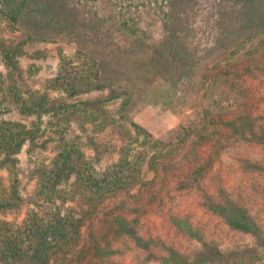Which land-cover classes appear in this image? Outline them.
<instances>
[{
    "label": "trees",
    "instance_id": "trees-1",
    "mask_svg": "<svg viewBox=\"0 0 264 264\" xmlns=\"http://www.w3.org/2000/svg\"><path fill=\"white\" fill-rule=\"evenodd\" d=\"M109 1L114 13L102 18L96 9L95 15L103 25H92L93 33L103 31L97 36L103 39L107 36L114 45L118 41V48L125 47L124 56L129 61L143 60L140 59L143 56L148 58L143 60L149 61V65L145 64L146 69H139L146 72L149 69L153 76L168 80L173 90L181 80L182 84L190 85V90L194 83L203 81L205 85L212 79L209 86L212 92L221 76L238 74L235 64L237 48H232L229 53L232 62L223 66L219 61L206 67L198 80L200 71L197 67L220 46H227L230 39H233L232 45L256 39L249 51L264 55V0ZM85 2L88 0L80 3ZM38 3V0H0V19L16 28L24 24L30 12H39ZM61 13L74 16L77 8L75 5L66 7ZM19 46L0 40V65L2 63L5 67V71L0 69V113L2 109L16 107L21 113L36 115L39 122L47 116L49 126L46 129H41L40 125L29 128L19 121L0 119V264H105L115 253L114 241L123 235L129 233L142 241L132 227L136 218L129 219L119 212L110 221H100L107 200L132 190L148 171H159V159L175 156L182 144L187 149L183 158L188 167L182 173L183 178L178 179L179 188L197 186L207 167L213 164L211 154L219 153L227 142L242 136L247 127L256 126L250 114L245 116L242 113L228 119V129H223L216 113L204 108L196 120L182 126L179 139L156 138L126 115L136 93L131 82L126 86L109 81L111 77H105L100 62L82 50L75 57L61 53L57 72L46 79L43 89L23 91L19 64L23 52L19 51ZM75 59L79 60L78 65H74ZM212 74L216 76L209 77ZM107 89L112 94L109 99L98 95L92 97ZM54 92L60 93L62 98L54 97ZM119 97H124V101L117 116L107 104ZM72 122H77L86 132L90 126L98 133L112 129L123 132L126 140L118 160L99 169L87 154L82 135L70 134ZM48 130L51 135H47ZM132 133L136 135L135 141ZM260 133L264 135V127ZM44 134L47 138L41 140ZM91 139L94 141L93 137ZM50 141L56 143L53 147L55 154L47 161L49 157H39V153L48 148ZM133 142L137 144L133 145ZM204 142H212L210 156L200 161L197 149ZM26 144L28 158L34 163L31 177L36 180L28 196L24 195L26 184L19 172V154ZM151 150L153 152L148 157ZM2 170L9 173L7 183L1 175ZM29 203L32 206L22 220L5 217L11 212H20ZM211 208L230 225L249 230L245 211L235 203L225 201ZM116 209L123 210V207L116 204ZM173 220L178 227L192 232L185 219L174 217ZM99 223L106 231H101ZM108 231L112 234L108 235ZM170 249L162 259L163 264L229 261L207 255L192 260Z\"/></svg>",
    "mask_w": 264,
    "mask_h": 264
},
{
    "label": "rangeland",
    "instance_id": "rangeland-1",
    "mask_svg": "<svg viewBox=\"0 0 264 264\" xmlns=\"http://www.w3.org/2000/svg\"><path fill=\"white\" fill-rule=\"evenodd\" d=\"M38 1L39 12H30L23 25L13 28L7 25L6 20L0 19V40L9 45H20L19 51L23 52L19 59L23 91L28 88L43 89L46 79L55 76L61 53L75 57L82 50L100 62L105 77H111L109 81L126 86L131 82L136 93L126 115L156 138L168 141L179 139L182 126L196 120L198 113L206 108L216 113L223 129H228V119L241 116L242 113L245 116L250 114L255 120V127H247L242 136L227 142L219 153L211 154L213 164L200 177L199 185L179 188L178 179L183 178L182 173L188 167L183 158L187 149L182 144L175 156L159 159V171H148L147 176L132 190L123 191L107 200L100 221H110L119 212L129 219L136 218L137 222L132 227L142 241L129 233L123 235L114 241L115 253L110 255L105 264H163L162 259L169 254L170 248L192 260H200L204 255L229 260L210 264H264V135L260 133L264 127V55L249 51L257 40L232 45L233 39H230L227 46H220L216 53H210L203 60L197 67L200 71L198 80L206 67L219 61L223 66L232 62L229 53L232 48H237L235 64L238 67L236 72L239 73L221 76L220 83L214 86L212 92L209 91L212 79L208 83L206 81L205 85L203 81L199 83L197 80L190 90V85L182 84L181 80L173 90L168 80L153 76L149 69L147 72L139 69H146L145 64L149 61L143 62L145 56L140 61H129L124 56L125 47L118 48L120 43L117 40L118 43L114 45L107 36L104 39L97 36L103 31L93 33L92 25H103L95 15L96 9L102 18L114 13L115 9L109 0H88L86 4L80 3L82 0ZM74 5L77 8L74 16L61 13L66 7ZM257 21L261 23V19ZM73 63L78 65L79 60L75 59ZM0 69L5 71L2 63ZM214 76L216 74L209 77ZM52 95L62 98L58 92ZM97 95L109 99L112 94L107 89L92 97ZM109 101L108 109L119 116L124 97ZM2 118L22 122L29 128L40 125L41 129H46L49 126L47 116H44L43 122H39L36 115L21 113L16 107L2 109ZM90 127L86 132L77 122H72L69 131L73 135H82L87 154L102 169L120 157L125 134L119 129L98 133ZM221 132L226 135V132ZM48 134L51 135V130H48ZM47 135L41 136V140L46 139ZM132 135L135 141L136 135ZM54 143L50 141L39 157L47 156L49 158L46 160L49 161L55 154ZM136 144L133 142V145ZM211 144L204 142L198 146V160L210 156ZM27 149L26 144L19 154L20 177L26 184L23 187L25 196L30 194L36 183L31 177L34 163L29 160ZM152 152L149 151L147 156L150 157ZM1 175L7 183L9 173L2 170ZM225 201L233 202L245 211L249 230L230 225L211 208ZM116 204L122 205L123 210L116 209ZM31 206V203L26 204L20 212L14 211L5 217L22 220ZM174 217L185 219L192 232L178 227ZM99 224L101 231H106L103 224ZM111 234L108 231V235Z\"/></svg>",
    "mask_w": 264,
    "mask_h": 264
}]
</instances>
